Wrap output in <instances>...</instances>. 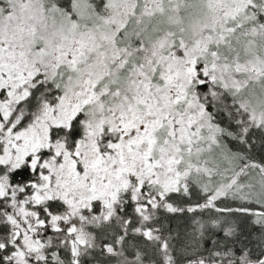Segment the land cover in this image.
Masks as SVG:
<instances>
[{
	"label": "snow or ice",
	"instance_id": "obj_1",
	"mask_svg": "<svg viewBox=\"0 0 264 264\" xmlns=\"http://www.w3.org/2000/svg\"><path fill=\"white\" fill-rule=\"evenodd\" d=\"M0 264H264V0H0Z\"/></svg>",
	"mask_w": 264,
	"mask_h": 264
}]
</instances>
